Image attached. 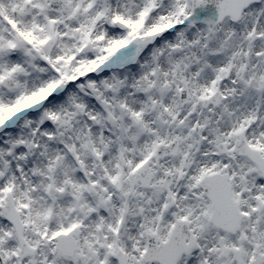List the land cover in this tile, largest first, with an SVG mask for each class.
Listing matches in <instances>:
<instances>
[{"label":"snow or ice","instance_id":"snow-or-ice-1","mask_svg":"<svg viewBox=\"0 0 264 264\" xmlns=\"http://www.w3.org/2000/svg\"><path fill=\"white\" fill-rule=\"evenodd\" d=\"M0 264H264V0H0Z\"/></svg>","mask_w":264,"mask_h":264}]
</instances>
